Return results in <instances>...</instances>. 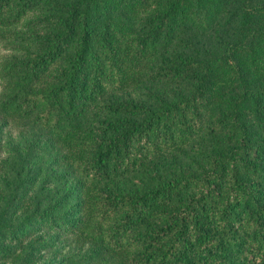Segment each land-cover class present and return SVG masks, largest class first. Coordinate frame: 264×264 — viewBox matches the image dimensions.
Masks as SVG:
<instances>
[{
	"label": "trees",
	"instance_id": "1",
	"mask_svg": "<svg viewBox=\"0 0 264 264\" xmlns=\"http://www.w3.org/2000/svg\"><path fill=\"white\" fill-rule=\"evenodd\" d=\"M0 49V264H264V0H0Z\"/></svg>",
	"mask_w": 264,
	"mask_h": 264
},
{
	"label": "rangeland",
	"instance_id": "2",
	"mask_svg": "<svg viewBox=\"0 0 264 264\" xmlns=\"http://www.w3.org/2000/svg\"><path fill=\"white\" fill-rule=\"evenodd\" d=\"M0 52L3 54L7 53V51H3L0 49ZM27 126L24 124L20 125H1L0 127V158L6 159L8 156L6 155L7 149L11 147H15L16 145H22L24 146L25 141L22 140L23 138L21 136V130H25ZM54 245H56L59 249V253L56 254L55 252H51L50 247L51 245H44V244H38L36 248H34L32 252V261L35 263H38L39 261H43L46 258L51 257L52 259H60L63 257L62 253H78L76 256H73L71 258L70 264H81L78 261V257L80 255H85L87 253L86 249L84 247H81L80 244H75L73 242H69V239L66 238H60L58 240L53 241ZM70 254V255H71Z\"/></svg>",
	"mask_w": 264,
	"mask_h": 264
}]
</instances>
